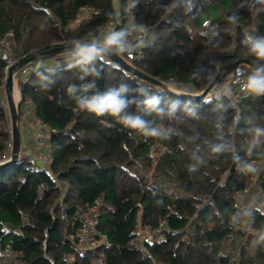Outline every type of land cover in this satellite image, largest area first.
<instances>
[{"label": "trees", "instance_id": "obj_1", "mask_svg": "<svg viewBox=\"0 0 264 264\" xmlns=\"http://www.w3.org/2000/svg\"><path fill=\"white\" fill-rule=\"evenodd\" d=\"M112 1L0 0V38L13 33L9 47L16 59L70 45L115 20ZM116 1L125 23L128 0ZM203 1L180 0L168 11L164 6L172 0H139L132 12L153 39L135 52L133 66L179 93L199 94L217 73L212 52H220L222 67L239 59L255 64L244 41L250 32H255L253 40H264V2L231 0L232 8L222 18L203 27L195 19ZM84 6L93 8L92 15L68 29ZM233 14L239 17L236 25L227 20ZM96 66L99 77L84 80L79 68L65 65L54 74L39 69L49 80H41L35 71L18 81L20 115L25 100L32 99L37 116L54 133L51 165L32 169L31 161L23 158L0 169V260L9 247L20 264H94L101 252L104 264H264V241H258L264 211L254 207L247 211V221L236 218L237 195L264 160V136H254L256 128L264 129L262 97L245 91L233 103L217 87L206 102L164 90L112 61ZM5 77L6 63L0 56V152L10 138L1 101ZM89 81L101 90L120 83L135 87L140 81L149 89L147 96L159 95L163 115L136 105L131 110L163 127L161 137L130 133L111 117L77 109L66 89ZM174 101L177 107L170 111ZM218 146L221 150L214 151ZM258 174L264 190V166ZM94 207L98 230L110 246L79 252L71 236L80 216ZM163 220L160 236L145 244L147 251L140 249V229H155ZM237 221L252 230L237 228ZM71 255L75 260L69 263Z\"/></svg>", "mask_w": 264, "mask_h": 264}, {"label": "clouds", "instance_id": "obj_2", "mask_svg": "<svg viewBox=\"0 0 264 264\" xmlns=\"http://www.w3.org/2000/svg\"><path fill=\"white\" fill-rule=\"evenodd\" d=\"M137 2L138 0H128L125 6L127 14L131 15ZM179 3L180 0H172L164 8L171 11ZM227 20L230 24L236 25L239 22V17L233 14L229 15ZM149 34L150 29L146 25L137 23L133 17L132 23L121 30H114L102 36L93 35L87 40H72V48L70 50L65 49L63 57L68 61V69L74 67L80 69L81 80H84L86 76L99 77L100 73L96 66L98 62L108 64L113 55L127 54L131 56L137 50L148 45ZM244 43L249 54L256 58V62L249 72L237 69V75L244 78L242 89L250 95L264 96V40H253L250 35H246ZM40 67H45L48 72L53 74L57 68L54 65H46L44 61H38L35 68L41 80H49V78L39 73ZM239 82L237 81V83ZM133 92L139 96H147L149 89L140 81H137L135 87L127 83H120L118 86L107 87L103 90L98 88L94 81H89L79 85L70 84L66 89L69 99L80 111L96 117H111L122 128L130 130V133H139L143 137H161V130L155 126L154 122L146 120L139 114V111L131 110L133 105H136L144 108L149 114L163 115L164 110L160 108V96L152 95L147 96L144 100H137L136 95H131ZM209 99L206 98V102ZM177 104V101L172 102L170 111H175ZM254 136H264V129L256 128ZM213 150L219 152L221 147L218 146ZM253 170V167L249 165L248 171ZM258 241H264V231L259 233Z\"/></svg>", "mask_w": 264, "mask_h": 264}, {"label": "built area", "instance_id": "obj_3", "mask_svg": "<svg viewBox=\"0 0 264 264\" xmlns=\"http://www.w3.org/2000/svg\"><path fill=\"white\" fill-rule=\"evenodd\" d=\"M93 13V8L89 7V6H84L81 8L80 12L78 13V18L76 19V24L81 23L84 19H88ZM129 15V14H128ZM133 17L135 19V15L132 12L131 15H129V17L126 19V22L124 23L121 12H120V16L117 18H120V21L122 24H127L129 25L130 23H132ZM136 21V19H135ZM138 23V22H137ZM115 24H117V21H115ZM141 24V23H139ZM211 24L210 20H204L202 22V26L203 27H208ZM144 25V24H143ZM71 26H75L73 25V23H71V25L68 27V29L72 30ZM77 27V26H76ZM106 29L112 27L111 24H108L105 26ZM104 28V27H103ZM102 29V28H101ZM13 33L12 32H8L5 34V36L3 38H0V56L2 58V60L6 63V74L8 71V68L13 65V64H17L18 62H20L23 59H27L29 57L23 58V59H16L14 57L11 56L10 51H9V42L10 40L13 38ZM90 37L84 38L85 39H89ZM149 42H152V39L150 34H149ZM35 55V54H34ZM219 55L220 52L219 51H214L211 53V60L217 65V71L221 72L223 70V67L219 64ZM33 56V55H32ZM124 56V58L129 61L131 63V60H133L136 56L135 52L129 56L127 54L122 55ZM58 64L60 66L62 65H67L68 61L67 59H65L63 57V53L62 54H58L56 56H53ZM50 57H48L49 59ZM47 58H38L35 60H30L29 62L19 66L16 70H15V82L17 84L18 80H27L30 75L32 73H34L36 71V63L38 61H47ZM41 68H45V67H40ZM237 69H242L245 72H249L251 70V68L247 65H239L233 72H232V86L234 87V90L232 93L229 92H225L229 99L233 102L236 103V101L241 97V95L245 92L242 89V83H243V77H240L237 75ZM237 81H240L239 83H237ZM181 86V84H179ZM183 87V86H182ZM186 89H190L191 86H186ZM2 92H3V96H2V105L5 108V110L9 109V104H8V99H7V95H6V91H5V81H4V85L2 88ZM179 93V92H178ZM180 93H184V92H180ZM19 99L17 101H19V103L21 102L22 98L21 95H19L18 97ZM37 108H36V104L33 102L32 99L27 98L24 102V106H23V113L22 115H20V120H21V124H23V119H27L29 121V123L31 124L32 127V133H33V150L31 152L30 155L27 156L26 159L31 161V168L34 169L35 165H42V166H46V167H50L51 165V160H50V137L52 134V129L51 127L45 123L42 119H40L37 116V112H36ZM10 138L7 142V148L5 151L0 152V164L5 163L7 161H9L12 157L13 154V128L10 127ZM264 163V160H263ZM261 164V163H260ZM247 193V188L241 192L238 193L237 195V203H236V207L238 209V213H237V220H241L244 221L246 219L247 221V211L244 210V207L242 206V202L241 200L243 199L244 195ZM233 223L237 228L240 229H245L246 231H251L252 229L248 226V223ZM98 208L94 207L91 209H88V212L81 215L80 216V222L75 224V230H73V234H72V239H73V243L74 246L76 248L77 251L79 252H86L88 250H104L105 248L110 246V242L107 238V236L103 233H101L98 230ZM79 224V225H78ZM165 226V220L160 222L159 227L157 228H152L151 226H145L144 227V231L142 236L140 237L141 239H138L139 241L136 240V245L142 249L143 251H147L145 244L147 242H150L151 240H153L156 237H159L163 227ZM4 253L5 256L2 257V259L0 260V264H20L19 262L15 261V257L17 256V253L12 249V248H5L4 249ZM75 260V255H71L69 256V263L73 262Z\"/></svg>", "mask_w": 264, "mask_h": 264}, {"label": "water", "instance_id": "obj_4", "mask_svg": "<svg viewBox=\"0 0 264 264\" xmlns=\"http://www.w3.org/2000/svg\"><path fill=\"white\" fill-rule=\"evenodd\" d=\"M72 44L70 45H62V46H55L47 51L41 52V53H37L27 59H23L20 62H18L17 64H13L8 68L6 77H5V91H6V95H7V99H8V104H9V113H10V119H11V123H12V128H13V154L12 157L9 161L0 164V169L9 167L15 163H17L20 159V150H21V120H20V113H19V106L20 103L19 101H17L19 98L15 99V89L18 90L17 88V84L15 82V70L29 62L30 60H35L38 58H48V57H53L56 56L58 54H62L64 53L65 49L70 50L72 48ZM110 61H112L113 63H115L116 65H118L119 67L123 68L124 70H126L127 72H129L132 75L137 76L140 79H144L147 80L161 88H163L164 90H167L171 93L180 95V96H186L192 99H201V98H206L208 97L210 94H212L214 92V90L219 87L222 82L224 81V79L229 76L239 65H247L250 68L252 66H254L253 62L247 60V59H239L236 60L228 65H226L225 67H223V70L221 72H218L215 77L212 79L211 83L209 84V86L201 93L199 94H188V93H178L173 91L171 88H169L164 82L153 78L152 76L140 71L139 69H137L136 67L133 66L132 63H130L129 61H127L124 56H116L113 55L110 58ZM65 65H62L60 67H63ZM20 92L18 91V94ZM20 95V94H19ZM18 95V97H19ZM262 97V102L264 105V96ZM54 135V133H52V136ZM237 164V158L235 157L233 160V163L231 165V171H234L235 167Z\"/></svg>", "mask_w": 264, "mask_h": 264}, {"label": "rangeland", "instance_id": "obj_5", "mask_svg": "<svg viewBox=\"0 0 264 264\" xmlns=\"http://www.w3.org/2000/svg\"><path fill=\"white\" fill-rule=\"evenodd\" d=\"M227 1L231 5V0H227ZM112 3L114 5V10H115L114 12H115V15H116L115 16V20L112 23H110L112 25V27H110L108 29H106V27H104V28H102V29L90 34L87 37H91L93 35L102 36L105 33H108V32L114 31V30L118 31V30H121V29L126 28L128 26L127 24L126 25L122 24L121 21H120V18H117V17L120 16V9L118 7L117 1L113 0ZM202 5H203V9L200 10L197 13V16L195 18L197 20V22L199 23V25L201 23V19L204 16H210V17H212L214 22H216L218 19L222 18V16L224 15V13L227 10H229V9H227V7L226 8L223 7V4L219 0H216L214 2L209 1V0H205V1H203ZM75 21L72 22L73 25H75V26H71L72 29H75V27L79 25V24H76L77 21L76 22ZM115 21H117V24H115ZM214 29H215V26H214ZM87 37H85V38H87ZM85 40H87V39H85ZM9 46H10V42H9ZM9 51H10V47H9ZM10 54H11V51H10ZM32 54L34 55V54H37V53L33 52ZM23 58H25V57H23ZM217 73H218V71H217ZM231 76H232V73L229 76H227L226 80L223 82V84L219 86L220 89H222L223 92H226V91L229 92V93L233 92L234 87L232 85H230ZM17 88H18V91L20 92L18 82H17ZM171 89L173 91H175V92H178V90L176 88H174V87H171ZM229 89H231V91H229ZM2 96H3V92H2ZM1 101H2V97H1ZM6 118H7L6 128H7L8 132H9L10 127H12L9 109L6 110ZM159 129L161 130V132L164 131L163 127H160ZM9 134H10V132H9ZM258 165L260 167L258 168L257 175L249 180V183H248V186H247V193L244 195L245 201L249 202L248 203L249 207L247 208V211L250 210L251 208L258 207L259 206L258 204H260L259 208L262 211H264V202L263 201L260 202L261 200H264V190H262L261 187H260L259 176H258L259 175L258 173L260 172L261 168L264 166L263 161L258 162ZM61 185H62L63 189H65V184L61 183ZM247 214H248V212H247ZM143 231H144V229L143 230L140 229L138 239H141L140 237L142 236ZM137 241H139V240H137ZM93 263L94 264H104V255H103L102 252L100 253V257L99 258H96L95 260H93Z\"/></svg>", "mask_w": 264, "mask_h": 264}, {"label": "crops", "instance_id": "obj_6", "mask_svg": "<svg viewBox=\"0 0 264 264\" xmlns=\"http://www.w3.org/2000/svg\"><path fill=\"white\" fill-rule=\"evenodd\" d=\"M222 4L223 7H227V9H231L232 8V2L231 5L227 0H219ZM210 20L211 22H214V20L212 19V17L210 16H204L201 19V23L204 20ZM255 32H250V36L254 37ZM46 65H54L57 68H60V65L58 64L57 60L54 57H50L47 61H45ZM33 133H32V127L31 124L29 123V121L27 119H23V124H21V150H20V159H25L27 158L28 155L31 154L32 150H33ZM264 202V200H261L260 202ZM242 202V206L244 207V209L247 211L248 203L247 201H245L244 197L241 200ZM260 206V204H258ZM258 206V207H259Z\"/></svg>", "mask_w": 264, "mask_h": 264}, {"label": "bare ground", "instance_id": "obj_7", "mask_svg": "<svg viewBox=\"0 0 264 264\" xmlns=\"http://www.w3.org/2000/svg\"><path fill=\"white\" fill-rule=\"evenodd\" d=\"M18 90L17 89H15V99H17L18 98Z\"/></svg>", "mask_w": 264, "mask_h": 264}]
</instances>
